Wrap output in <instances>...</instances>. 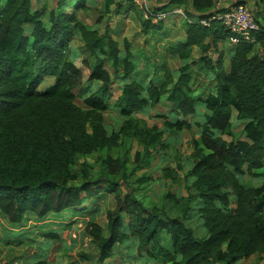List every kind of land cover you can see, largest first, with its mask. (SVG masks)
<instances>
[{
	"label": "trees",
	"instance_id": "1",
	"mask_svg": "<svg viewBox=\"0 0 264 264\" xmlns=\"http://www.w3.org/2000/svg\"><path fill=\"white\" fill-rule=\"evenodd\" d=\"M158 1L165 4L149 5L152 15L146 21L136 0L116 3L115 14H137L145 31L162 29L164 22L153 21L159 13L185 12V42L166 50L164 67L146 65L147 74L140 76L108 32L83 20L81 15L91 9L86 0H45L43 11L33 9L34 0H0V213L19 228L31 218L68 214L72 220L62 221V229L70 230L85 218L96 264L113 260L121 250L131 258L128 264H137L140 256L142 264H237L264 256V185L247 182L259 180L264 171V0H251L256 45L231 43V33L217 19L224 10L216 9L215 0ZM76 37L80 49L72 47ZM14 55L32 58L26 84L16 78ZM167 57L179 58L181 69L170 71ZM197 66L205 80L216 84V95L191 99L195 91L189 70ZM150 71L163 73L160 85L149 80ZM121 73L125 80L118 112L124 119L109 131L104 114L114 77ZM91 83L101 87L94 96L87 95ZM176 93L183 99L163 129L139 117L172 102ZM77 95L88 109L77 104ZM235 114L243 124L242 139L233 135ZM195 115L202 121L203 152L183 179L187 196L177 197L182 216L147 207L119 177V159L108 158L107 171L95 179L71 183L75 159L118 148L123 138L160 154L168 146L164 136L191 128L186 118ZM223 136L231 139L226 147L218 141ZM134 162L135 172L148 166L141 153ZM163 178L179 180L170 169L163 170ZM94 200L99 203L93 208ZM194 216L202 219L206 237L196 238L185 225ZM164 233L170 247L163 245ZM47 237L50 253L42 260L37 254L35 264H57L67 249L62 232ZM82 258L93 262L86 254Z\"/></svg>",
	"mask_w": 264,
	"mask_h": 264
},
{
	"label": "rangeland",
	"instance_id": "2",
	"mask_svg": "<svg viewBox=\"0 0 264 264\" xmlns=\"http://www.w3.org/2000/svg\"><path fill=\"white\" fill-rule=\"evenodd\" d=\"M45 0H34L33 9L43 11ZM90 6V11L81 15L83 20L92 26H98L101 32H108L114 41L118 43L119 51L129 60L132 61L135 71L140 76L145 75L146 65L152 70L154 68L164 67L163 59L166 55V50L171 47H176L180 43L185 42V27L184 18L176 16L175 18L169 17L163 24L162 29H152L145 31L143 29V22L140 16L135 13L128 15H117L116 3L119 0H112V3H107L104 0H86ZM151 8L161 4L158 0H148ZM139 6V5H138ZM47 7V6H46ZM160 7V6H159ZM161 8V7H160ZM139 11L142 14V21H146L144 10L139 6ZM99 23V25H98ZM83 46L82 42L76 37L72 43L74 49H80ZM16 65V78L20 83L26 84L29 76L31 75L32 58L28 57L23 61V58H16L15 55L11 56ZM198 52L194 55V60H197ZM167 67L172 72H177L181 69V62L177 57H167ZM78 65L80 63L78 62ZM106 69L112 71L111 64L106 65ZM20 72V73H19ZM151 72V71H150ZM147 74V73H146ZM192 79V87L194 89L191 99L197 96H202L204 99L210 95H216V84L209 83L204 79V70L199 66L193 67L189 70ZM149 80H152L157 85H160L163 73L155 76L150 73ZM123 73L119 77H114V82L110 87L111 97L108 100V111L104 114L106 125L109 131L116 127V124L123 121L124 117L119 114L118 110L122 106L123 97ZM148 81V79H146ZM52 81L47 82L41 88L45 89ZM89 91L88 96H94L101 87L91 83L86 86ZM183 99L182 93H176L172 102H163L157 106L155 110H147L139 113V117L145 119L150 126H158L163 129L165 121L170 120L171 116L175 115L176 104ZM77 104L83 108L88 109L84 104L82 98L77 95ZM191 123V128L184 129L183 132L178 134H166L164 140L167 143V149L160 154H157L154 148L145 151L135 140L122 139L121 145L118 148L104 150L97 152L88 157H81L75 159L72 164L71 183L78 185L85 179H95L101 173L107 171L108 158L119 159L123 162L122 170L119 177L130 185V190H135L137 197L149 208H155L157 211L166 209L168 214L172 217L180 216V208L176 206L178 201L177 197H186L187 192L184 187L186 174L191 169L194 159L200 157L203 148L200 144L201 133L203 131L202 121L199 115L189 116L186 118ZM115 125V126H114ZM232 131L235 138H243V124L236 119L234 115L232 122ZM221 146L226 147L231 139L223 136L218 139ZM136 153L143 155V161L148 163L141 171H134L136 164L134 162ZM141 165V164H140ZM144 165V164H143ZM170 169L174 171L179 177L177 183L163 178V170ZM251 186L264 185V171L259 180H247ZM123 189H127L126 185ZM99 203V200H94L93 208ZM195 204V203H194ZM92 208V209H93ZM182 216V215H181ZM47 223L31 218V223H26L28 229L22 230L17 226L10 225L6 218L0 214V264H31L33 253L39 245L38 242L44 238L45 234L49 232H59L63 229L55 227L58 223L64 220H70L71 216L68 214L50 216ZM67 218V219H66ZM72 220V219H71ZM84 219L76 220L79 222L72 230H63V247L67 245L66 251L61 254L60 261L57 264H92L84 262L82 254L91 257L93 263L96 264L94 258V251L92 246L84 248L87 235L82 221ZM40 223L42 225H40ZM39 224V225H38ZM54 225V226H52ZM81 225V226H78ZM185 225L194 230L196 238H204L207 236V231L203 227V221L199 216H194L185 221ZM77 238H73V235ZM166 234L162 235L163 245L170 247V241ZM47 237V236H46ZM45 237V238H46ZM89 238V237H88ZM70 242V244H69ZM125 252H118L113 260L108 261L109 264H127ZM124 255V257H123ZM93 258V259H92ZM142 259L140 256L139 261ZM237 264H264V256L251 257Z\"/></svg>",
	"mask_w": 264,
	"mask_h": 264
},
{
	"label": "built area",
	"instance_id": "3",
	"mask_svg": "<svg viewBox=\"0 0 264 264\" xmlns=\"http://www.w3.org/2000/svg\"><path fill=\"white\" fill-rule=\"evenodd\" d=\"M241 1L242 0H235L233 3L225 6L222 5V3H217L215 0L216 9L224 10V12L219 17H217V19L220 20L224 27L231 33L230 41L233 45H236L242 41L251 45H256V39L253 37V33L258 31V25L256 23L254 8L247 1ZM136 2L144 10L146 19H148L149 16L152 15L148 0H136ZM171 13L173 15L168 13H159L155 15L153 18L154 23L157 24L159 22H165L170 16L185 17V12L183 9H175ZM202 23L204 25L207 24L205 21ZM83 224L85 228L86 225L85 223ZM73 238H77L76 234L73 235ZM89 245L90 239L87 237L83 246L86 249L89 248Z\"/></svg>",
	"mask_w": 264,
	"mask_h": 264
},
{
	"label": "crops",
	"instance_id": "4",
	"mask_svg": "<svg viewBox=\"0 0 264 264\" xmlns=\"http://www.w3.org/2000/svg\"><path fill=\"white\" fill-rule=\"evenodd\" d=\"M217 1V3H222V5H228V4H230V3H233V1H235V0H216ZM247 2L250 4V5H253V2L251 1V0H247ZM165 3H161V4H159L158 6H160V7H162L163 5H164ZM192 10V9H191ZM192 12H194L193 10H192ZM185 40H186V34H185ZM230 64H231V62H230V58H226V63H225V70H226V72L228 73L229 72V69H230ZM1 214V213H0ZM2 215V214H1ZM61 215H63V214H61ZM61 215H57L58 217H60V218H63V217H61ZM3 216V215H2ZM52 216V215H51ZM4 217V216H3ZM49 218H51L50 216L49 217H47V219H44V220H40V221H42V223H47L48 222V219ZM7 221V220H6ZM8 222V221H7ZM28 223H31V221L30 222H28ZM62 224H65V222H61V223H58V225H55V227H58L59 229H62L63 227V225ZM11 225V224H10ZM39 225V224H38ZM40 225H42L41 223H40ZM52 226H54V225H52ZM28 228H30V226L29 227H23V228H21L22 230H25V229H28ZM53 232V231H52ZM52 232H49V233H52ZM55 232H57V231H55ZM59 232H62V231H59ZM49 233H47V234H45V236H44V238H42V240H40L39 242H38V246H37V248L35 249V253H33V258L32 259H37L38 258V255L37 254H39V259H44V258H46L48 255H49V253H50V250L48 249V243H49V239H48V237H46ZM166 236V235H165ZM46 237V238H45ZM164 241V240H163ZM166 247H169V246H166ZM94 252H96V251H94ZM121 252L123 253L124 252V250H121ZM253 257H258V256H253ZM252 257V258H253ZM262 257V256H261ZM259 258V257H258ZM131 259V258H130ZM129 258H126V261L127 260H130ZM244 262V261H243ZM92 264H95V263H93V262H91ZM31 264H35V260H32V262H31ZM105 264H109V263H105ZM123 264V263H122ZM128 264V263H127ZM137 264H142V262L141 261H139Z\"/></svg>",
	"mask_w": 264,
	"mask_h": 264
}]
</instances>
